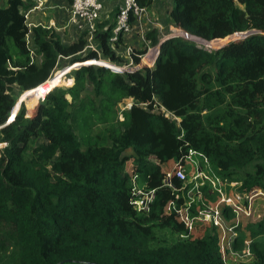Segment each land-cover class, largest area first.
Listing matches in <instances>:
<instances>
[{"label": "trees", "instance_id": "obj_1", "mask_svg": "<svg viewBox=\"0 0 264 264\" xmlns=\"http://www.w3.org/2000/svg\"><path fill=\"white\" fill-rule=\"evenodd\" d=\"M30 1L5 0L0 7V224L30 248L31 264H225L217 234L154 248L138 243L133 231L150 230L140 224L146 210L133 205L124 167L132 159L135 172L146 171L144 188L155 190L149 208L158 212L151 217L178 234L184 225L174 212H163L168 202H181L182 182L173 176L172 187L165 186L163 164H184L195 150L227 177L253 163L240 190L264 189V0H172L169 21L177 30L208 44L240 37L211 51L181 37L165 39L149 67L141 56L160 43L159 31L150 28L148 46L133 50L134 68L121 74L94 63L101 64L99 53L110 63L121 62L115 49L122 37L108 44L113 23H98L93 37L98 53L85 49L86 34L65 44L52 27L29 28L21 7ZM136 1L147 9L154 0ZM33 51L39 62L32 60ZM61 58L78 64L74 85L38 100L28 117L22 104L8 122L12 86L36 88ZM106 81L131 100L127 123L107 130L110 142L99 138L83 150L65 109L78 87L90 83L99 93ZM92 242L107 248L97 256L90 251ZM247 264L264 261L257 253Z\"/></svg>", "mask_w": 264, "mask_h": 264}, {"label": "rangeland", "instance_id": "obj_2", "mask_svg": "<svg viewBox=\"0 0 264 264\" xmlns=\"http://www.w3.org/2000/svg\"><path fill=\"white\" fill-rule=\"evenodd\" d=\"M5 0H0V7L3 6ZM155 4L151 7V13L147 11L148 18L158 20L164 24L168 23L166 16L169 8L173 6L172 0H154ZM154 3V2H153ZM151 5V6H152ZM154 7H159L155 9ZM147 10V9H146ZM99 21V20H98ZM98 21L95 30L98 26ZM56 31V30H55ZM57 32V31H56ZM61 32V31H60ZM58 33V32H57ZM62 33V34H61ZM59 33L62 41L65 44L70 43L74 38L66 37L67 32ZM81 35V34H80ZM185 35V34H184ZM240 37L235 35L227 38L218 44H208L202 40H197L199 46L208 51L214 50L219 46L228 42L231 38ZM188 40L194 42L192 37ZM91 41L93 47H96ZM195 43V42H194ZM196 44V43H195ZM27 45L33 49L31 34L28 36ZM197 45V44H196ZM130 46L133 49H139L140 46H134L130 42L128 45H121L115 49V53L121 56L122 64L124 58V48ZM156 55L159 52V45L155 47ZM35 51L32 52L31 58L35 62H39L40 57ZM155 53H150L148 58H142L143 63L149 66L155 61ZM102 60L103 59L101 57ZM108 61V60H106ZM109 62V61H108ZM96 63V61L94 62ZM148 63V64H147ZM113 64V63H111ZM115 62L113 65H116ZM154 64V63H153ZM101 65V64H96ZM78 64H69L68 60L61 58L58 60L54 73L50 76V81L42 84V89H47V94L58 89L69 88L74 85V72ZM153 66V65H152ZM112 71L121 74L120 70ZM63 74L66 80L70 83L63 82ZM78 96L75 100H71L67 105L65 111L68 113V125L76 135L81 149L85 150L87 145L97 142L99 138L107 139V130L111 127L121 128L126 125V111L128 106H131V100L127 97H120L121 92L111 87L106 81L99 93H96V88L90 83H84V86L78 87ZM12 96L15 99L14 107L10 114L9 120H13L16 114L21 109V105H25L26 112H33L35 103L43 101L41 89L21 91L16 85L12 86ZM70 100V96H67ZM35 106V107H34ZM30 109V111H29ZM205 114H207L205 112ZM166 115L178 121L171 114ZM41 139H36L33 142H40ZM108 142H110L108 140ZM0 144V148H2ZM125 154L130 156L131 151L126 150ZM175 161H169L162 165L163 171L168 174L172 173ZM253 163L248 164L244 169L240 170L238 174L223 175L218 172L211 162L206 159L201 153L190 150L189 156L183 164V171L187 178L186 183H182L184 189L179 190L178 197L181 202H172L171 205L164 208L165 214L179 211L180 213H188L191 217L190 229L185 228L182 233H172L171 229L163 227L157 218H152L151 213L153 208L146 209V213L142 214L140 224L148 227L150 233L148 235L141 231H133L136 234V241L141 245L154 248L156 246L164 245L166 242L170 243L176 240L192 241L204 235L218 236L219 255L225 264H247L251 262L258 253L264 261V189L256 187L244 201H237L236 195L241 192V180L244 172L252 170ZM133 160L129 159L124 167L125 173L128 175V186L133 189L145 190V173H137L134 171ZM210 210L215 218L210 221L199 217V213L204 210ZM145 211V210H144ZM143 218H146L145 220ZM143 219V220H142ZM177 219V218H176ZM178 221V219H177ZM179 222V221H178ZM235 244L232 243L235 241ZM230 245L228 246V243ZM92 242L90 251L97 256L101 255L102 251L107 247L100 244L95 247ZM114 257L115 253H110ZM32 255L28 246L22 247L17 241L15 233L9 226L0 224V264H31Z\"/></svg>", "mask_w": 264, "mask_h": 264}, {"label": "built area", "instance_id": "obj_3", "mask_svg": "<svg viewBox=\"0 0 264 264\" xmlns=\"http://www.w3.org/2000/svg\"><path fill=\"white\" fill-rule=\"evenodd\" d=\"M102 11V4L100 0H71L70 6H69V16L68 20L70 23H74L76 29L81 33V34H86L87 35V44L85 46V49L88 50H95L98 53L100 52V47L93 41L94 45L96 47H93L91 41L93 40L94 37V31H95V26L97 21L100 18V13ZM133 16V22L129 21V17ZM144 19H148V14L146 12L145 8H141L138 6L136 0H123V4L121 8L119 9L117 15L115 16L114 19V25L112 29V35L108 39V44L110 46H114L115 43L117 42L118 38L121 36L122 39L126 35L130 34L133 29H136L139 31L140 34V41L143 45L148 46V42L146 41L145 38V33L146 30L143 29L144 25ZM136 24L138 28L134 25ZM185 34V35H184ZM28 36H26V41H28ZM169 36V35H168ZM163 38L162 40L168 39V38H175V37H181L183 39L188 40L189 37H192L184 32H181L176 29V31L171 32V35L169 37ZM193 38V37H192ZM195 39V38H194ZM197 46H199V43L197 40H193ZM158 46V45H156ZM154 47H150L149 49H153ZM202 47V46H199ZM148 49V51H149ZM133 48L130 46H127L124 48V62L121 64H116L113 65L110 62L106 60L101 59V54L99 53L98 59L97 60H102L101 65H105L110 69H115L116 71L120 70L121 72H124L126 70H129L131 68H134V63L132 59V53H133ZM148 52L145 53V55ZM144 55V56H145ZM158 55V52H157ZM156 55V57H157ZM143 56V55H142ZM141 56V58H142ZM147 57V56H146ZM155 57V58H156ZM142 61V59H141ZM143 62V61H142ZM96 64H100L96 61ZM145 64V63H144ZM50 81V77L44 82L47 83ZM43 84V83H42ZM42 84L38 85L36 88L32 90H37L41 89L42 91V99L46 96L48 90L45 88L42 89ZM42 101V100H41ZM130 108V105L128 106ZM176 162V161H175ZM167 176L164 179V185L168 187H172V182L171 179L173 176L181 180L182 183L187 182V178L185 177L184 171H183V163L178 161L174 165V168L172 170L171 174L166 173ZM184 189L183 186H181L180 190ZM155 193V190H141V189H133V200L132 203L135 205V207L139 211L146 210L149 206V204L153 201V195ZM249 193L246 192H240L239 194L236 195V200L237 201H244L247 199ZM179 198V197H178ZM180 199V198H179ZM173 201L168 202L167 206L171 205ZM177 202V201H175ZM175 217L178 219L180 223L184 225L185 228L190 229L191 225V217L189 216L188 213H180L179 211H174ZM199 217L206 219V221H210L211 218H215L210 210H204L201 213H199ZM230 245V242L228 243V246Z\"/></svg>", "mask_w": 264, "mask_h": 264}, {"label": "crops", "instance_id": "obj_4", "mask_svg": "<svg viewBox=\"0 0 264 264\" xmlns=\"http://www.w3.org/2000/svg\"><path fill=\"white\" fill-rule=\"evenodd\" d=\"M100 2L102 4V11L100 13V18L98 23L104 20H109L111 23H114L115 16L117 15L119 9L121 8L123 4V0H100ZM153 2L154 3L152 4L154 5L155 1ZM153 5L151 7H153ZM69 6H70V0H31L30 2L25 3V5L21 7V11L26 18V24L29 28L35 26H41L44 28L52 27L58 33L67 32L68 34L66 35V37L74 38L71 41L73 42L79 37L81 33L76 29L74 23H70L68 20ZM151 7L147 8L146 12L148 11L149 13H151ZM154 8L158 9L159 7H154ZM170 9L171 8H169V10L166 13V16L168 18V23L166 22L164 24L161 21L153 20V18H148L146 20L144 19V25L142 27L143 29L148 30L150 28H155L159 31L160 43L158 45H160L163 42L162 40L163 38H166L168 35L170 36L171 32L176 31L174 24L169 21ZM134 25L138 28L136 24ZM122 41H123L122 42L123 45H128L130 42L134 46L142 45L140 41L139 31L136 29H133V31L130 34L123 37ZM147 52L148 53L146 55L144 54L145 56H147L146 59L148 58V55L150 53H155L156 55L155 48L149 49V51ZM144 55L142 56V58L145 57ZM153 63H155L154 60L152 64H149V67H152V65H154Z\"/></svg>", "mask_w": 264, "mask_h": 264}, {"label": "water", "instance_id": "obj_5", "mask_svg": "<svg viewBox=\"0 0 264 264\" xmlns=\"http://www.w3.org/2000/svg\"><path fill=\"white\" fill-rule=\"evenodd\" d=\"M220 47V46H219ZM217 49V48H216ZM10 121H12V120H8V122H10Z\"/></svg>", "mask_w": 264, "mask_h": 264}, {"label": "bare ground", "instance_id": "obj_6", "mask_svg": "<svg viewBox=\"0 0 264 264\" xmlns=\"http://www.w3.org/2000/svg\"><path fill=\"white\" fill-rule=\"evenodd\" d=\"M99 61H100V60H99ZM100 62H102V60H101Z\"/></svg>", "mask_w": 264, "mask_h": 264}]
</instances>
